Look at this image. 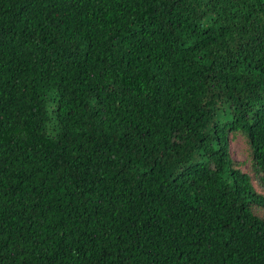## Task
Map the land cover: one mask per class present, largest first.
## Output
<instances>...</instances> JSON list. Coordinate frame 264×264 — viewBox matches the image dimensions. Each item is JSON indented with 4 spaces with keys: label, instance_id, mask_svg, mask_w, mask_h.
<instances>
[{
    "label": "trees",
    "instance_id": "trees-1",
    "mask_svg": "<svg viewBox=\"0 0 264 264\" xmlns=\"http://www.w3.org/2000/svg\"><path fill=\"white\" fill-rule=\"evenodd\" d=\"M264 0H0V264H264Z\"/></svg>",
    "mask_w": 264,
    "mask_h": 264
},
{
    "label": "rangeland",
    "instance_id": "rangeland-1",
    "mask_svg": "<svg viewBox=\"0 0 264 264\" xmlns=\"http://www.w3.org/2000/svg\"><path fill=\"white\" fill-rule=\"evenodd\" d=\"M230 154L237 166L251 176L255 189L264 195V185L254 174L251 164L250 148L242 135L237 134L230 139ZM256 214L264 217V208L256 209Z\"/></svg>",
    "mask_w": 264,
    "mask_h": 264
}]
</instances>
